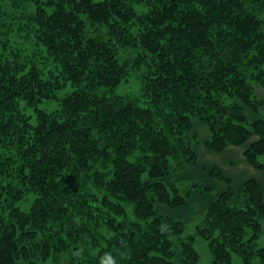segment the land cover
Returning a JSON list of instances; mask_svg holds the SVG:
<instances>
[{"label":"trees","instance_id":"obj_1","mask_svg":"<svg viewBox=\"0 0 264 264\" xmlns=\"http://www.w3.org/2000/svg\"><path fill=\"white\" fill-rule=\"evenodd\" d=\"M33 2L19 28L52 56L48 71L7 53L0 8V264H49L67 250L68 264H199L198 237L211 264H234L233 253L264 264L258 179L234 205L232 179L212 168L228 187L192 233L159 208L213 190L177 180L198 165L195 119L208 150L246 146L264 170V0ZM127 71L140 72L141 96L116 92Z\"/></svg>","mask_w":264,"mask_h":264},{"label":"rangeland","instance_id":"obj_2","mask_svg":"<svg viewBox=\"0 0 264 264\" xmlns=\"http://www.w3.org/2000/svg\"><path fill=\"white\" fill-rule=\"evenodd\" d=\"M0 8L3 9L6 15L9 16L8 21L11 27V33H10V39L7 42V53L9 55L15 57L17 56L20 61L27 60L31 63H36L40 66V68H43L45 71H48L50 69L54 68V63L52 62V56L49 55L46 51V49L40 48L37 46L35 39L28 34L29 30L20 29L19 22L21 18L24 16L20 15H27L31 12H34L37 8L36 4L33 2V0H0ZM26 17V16H25ZM24 17V18H25ZM124 52V51H123ZM136 51H127L122 53V56L124 58L133 57L136 56ZM124 60V59H123ZM143 80L140 76V72H130L127 71V74L122 78L120 84L116 88V92L124 95V96H130V97H139L143 94ZM71 83L68 84V86L64 90H71L72 88ZM256 94L260 99H264V89L260 86H257ZM42 108H47L48 110L55 109L58 106L57 101H43L39 104ZM252 118L255 117L254 114L250 115ZM195 130L199 132V134H209L207 131V128L203 123L199 122L197 119H195ZM196 132V131H195ZM198 148V147H197ZM205 152V151H204ZM210 152V151H209ZM237 152V153H236ZM238 152H240V149H236L235 152H227L224 154L211 152L212 155H214V159L216 162L222 167L221 165L227 164L231 160V164L233 165V160L239 158ZM233 156V157H232ZM202 157H208L207 159L211 158L209 154L202 153ZM213 159V160H214ZM237 160V159H236ZM204 159L202 158L201 164L198 165V167L193 171H187V173H183L184 171L180 172L177 176V180H180L182 185H187L190 181L189 179H199L201 182H204L206 184H209L211 186H214L209 181V178L203 175V172L205 169H210L212 165L210 164L208 160V165H203ZM228 167H231L230 164L227 165ZM214 168V167H212ZM219 168V167H216ZM228 174L233 175L231 170H227L224 167H222ZM244 163L238 162L235 165L231 167V169H234L236 173L240 174V177L244 175ZM206 171V173H207ZM189 181V182H188ZM199 194L198 191H196L193 195V197L197 198ZM203 197H198L196 200L197 207H195L193 204L191 207L182 208L178 212L176 210H171L167 206L159 205L160 211L163 213H170L172 215H179L180 218L185 220V223L187 224L186 227V233H192L196 229V225L198 224V221L200 220V216L203 214L202 212L206 209L207 204L206 202L215 198V195H206L205 193L202 194ZM24 206H28L25 204V202L22 204ZM193 206V208H192ZM192 211V212H191ZM178 213V214H177ZM188 214V215H187ZM194 214V215H192ZM191 216V219H190ZM197 216V217H196ZM264 245V234L259 238L258 240V246ZM196 247L200 253V260L199 264H211L212 263V253L210 251L208 241L206 239H203L201 237H198L196 240ZM72 251L67 250L66 252L56 254L58 255L54 259L48 261L54 263V264H68L69 259L72 256ZM233 263L234 264H243L242 258L239 254L233 253ZM52 263V264H53ZM252 264H263L259 261L258 258H256Z\"/></svg>","mask_w":264,"mask_h":264},{"label":"crops","instance_id":"obj_3","mask_svg":"<svg viewBox=\"0 0 264 264\" xmlns=\"http://www.w3.org/2000/svg\"><path fill=\"white\" fill-rule=\"evenodd\" d=\"M200 136H201V139H202V143H201V144L198 146V148H197V152H198V154H199L198 165L201 164V160H202V158H203V159H204V161L202 162L203 165H208V164H209V163H208V160H209L210 164L215 165V166H212V167H219L220 169H222V170L226 173V175L229 176V177L232 179V186H233V188H234V190H235V195L232 197V199H231V203L234 204V205L243 206L244 203H245V200H244V197H243V195H242V192H243V185H244L245 180L248 179V178H256V179H258L259 181H261L262 183H264V170H258V169H255L254 167H252V166L247 162V160H246V158H245V156H244V149L246 148V146H229L225 151L222 152V154L227 153V152H231V151L235 152L236 149H240V152H238L239 158H236L237 160H236V159H232L233 162H234L233 165H235V164L238 163V162L244 163V167H245L244 169H245V171H244V175H243V177H242V176L240 177V174H239V173H236V172L234 171V169H231V167H232L233 165L231 164V160H230L227 164H225V165H221V166L224 167L225 169H227V170H231L232 173H233V175L228 174V173H227L222 167H220V165L216 162V160L214 159V155L211 154L212 151L208 150V149L205 147V145H204V142L209 138V134H200ZM204 151H205V152H204ZM209 151H210V152H209ZM202 153L209 154V155L211 156V158H209V159H207L208 157H202V158H201V154H202ZM212 153H213V152H212ZM236 153H237V152H236ZM220 154H221V153H220ZM232 157H233V156H232ZM213 159H214V160H213ZM229 164H230L231 167H228V166H227V165H229ZM198 165H196L195 167L189 169L188 171H193V170H195V169L198 167ZM212 167H211V169H212ZM211 169H210V170H211ZM206 171H207V169H205V171L203 172V175L205 174V176H206L207 178H209V181L211 182V184L214 185V186H212V189H213L212 192L209 193V194H211V195H215V198H213V199H211V200H209V201L206 202V204H207L206 209H207L208 206L211 204V202H213V200H215L216 197H217L220 193H222L224 190L227 189L228 185H227L224 181L217 180V179L213 178L212 175H210L209 169H208L207 173H206ZM183 173H187V172L184 171ZM179 175H180V174H179ZM180 180H181V179H180ZM180 180H179V181H180ZM192 180H199V179H194V178L189 179V181H192ZM189 181H188V182H189ZM199 181H200V180H199ZM199 192H200V191H198V193H199ZM200 193H201V192H200ZM202 194H203V193H202ZM202 194H199L198 197H199V198H200V197H203ZM209 194H206V195H209ZM193 195H194V194H193ZM198 197L195 198V197L192 196V200H193L192 204H193L195 207H197L196 200L198 199ZM190 207H191V206H190ZM192 208H193V206H192ZM206 209H205V210H206ZM205 210H204V211H205ZM204 211H203L202 213H204ZM191 212H192V211H191ZM178 213H179V212H178ZM187 215H188V214H187ZM190 219H191V216H190Z\"/></svg>","mask_w":264,"mask_h":264}]
</instances>
